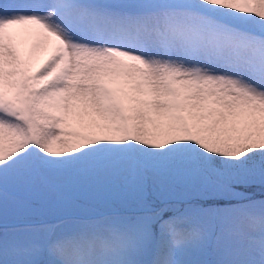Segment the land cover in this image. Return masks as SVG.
Wrapping results in <instances>:
<instances>
[{"label": "snow or ice", "instance_id": "6c2138e0", "mask_svg": "<svg viewBox=\"0 0 264 264\" xmlns=\"http://www.w3.org/2000/svg\"><path fill=\"white\" fill-rule=\"evenodd\" d=\"M0 264H264V0H2Z\"/></svg>", "mask_w": 264, "mask_h": 264}, {"label": "rangeland", "instance_id": "374dc122", "mask_svg": "<svg viewBox=\"0 0 264 264\" xmlns=\"http://www.w3.org/2000/svg\"><path fill=\"white\" fill-rule=\"evenodd\" d=\"M0 2H2V0H0ZM22 10H26V9H22Z\"/></svg>", "mask_w": 264, "mask_h": 264}]
</instances>
